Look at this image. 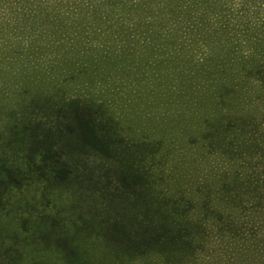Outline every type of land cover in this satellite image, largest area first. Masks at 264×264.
Instances as JSON below:
<instances>
[{"label": "rangeland", "instance_id": "rangeland-1", "mask_svg": "<svg viewBox=\"0 0 264 264\" xmlns=\"http://www.w3.org/2000/svg\"><path fill=\"white\" fill-rule=\"evenodd\" d=\"M234 4L241 7L243 0ZM249 4L252 11L260 7L264 16V5ZM91 43L117 48L126 43L127 47L125 52L103 54L91 50ZM179 43L183 42L174 34L162 40L153 35L145 41L104 35L94 41H66L58 49L43 47L42 53L27 47L19 55L13 49L23 44H0V170L29 174L25 186H14L0 201V244L12 248H7L2 261H12V256L19 264H69L68 252L67 258L80 264V260L87 264H164L156 253L130 257L113 249L101 234L103 224L121 223L133 233L137 221L146 211L154 213L163 199L219 202L222 175L240 166L226 151V115H253L255 121L263 118L264 98L258 97L263 88L240 67L231 65L232 51L227 47L211 45L209 57L201 59L200 49L193 52L189 42ZM217 64H224L225 72ZM74 98L103 103L112 118L109 126L121 153L118 157L79 149L77 123L63 113L65 108L75 113L68 107ZM75 126L73 133L70 128ZM30 132L46 141L28 155ZM22 135L26 137L23 141ZM9 139L11 148L5 145ZM43 149L49 154L42 163L45 171L38 168ZM54 153L58 167L63 168L64 182H59L64 179L60 176L47 175ZM125 163L147 176L148 185H139L147 194H124L129 188L122 180ZM196 210L191 217L197 216ZM251 216L256 214L248 213L244 220ZM41 234V243L31 238ZM56 237L62 239L61 249L46 245ZM225 245L219 243L218 260L201 254L197 264H240L228 260L222 249Z\"/></svg>", "mask_w": 264, "mask_h": 264}, {"label": "trees", "instance_id": "trees-1", "mask_svg": "<svg viewBox=\"0 0 264 264\" xmlns=\"http://www.w3.org/2000/svg\"><path fill=\"white\" fill-rule=\"evenodd\" d=\"M252 2L264 5V0L259 3L243 0V5L238 8H235V0H0V44H23L13 49L19 55L24 54L27 47L33 53H42L43 47L58 49L64 42L78 38L94 41L109 35L121 41L131 38L145 41L153 35L162 40L163 36L174 34L183 42L179 44L189 42L191 51L200 49L196 54L201 59L209 57L208 52L213 50L211 45L227 47L232 51L231 65L240 67L245 75L260 85L263 95L261 93L258 97L264 98V16L258 10L260 7L251 10L249 3ZM126 47V43L118 48L114 44L97 46L91 43V50L103 54H108L107 51L118 54L120 49L125 52ZM224 66L217 64L215 67L225 72L223 70L227 67ZM79 101L74 98L68 104L75 113L63 109L64 115H72L77 123L79 132L76 138L82 147L79 149L118 157L117 140L112 139L109 126L112 118L103 103ZM226 116L223 126L225 138H229L226 151L231 152L240 166L231 174L225 171L222 175L223 181L217 190L219 202L214 203L211 198L202 204L185 198L163 199L154 213L146 211L137 221L133 233L121 223L105 222L101 234L113 249H121L130 257H148L156 253L164 259V264H197L202 255L206 258L215 256L214 260H218L219 243L223 242L226 245L222 249H226L224 253L228 260L240 264H264V219L261 217L264 213V117L255 121L253 115ZM76 126L70 128L73 133ZM26 137L22 135L20 140ZM28 141L31 145L27 151L29 155L33 154L32 150H40L46 138L30 132ZM5 142L11 148V139ZM46 150L41 151V164L38 165L41 171H45L42 163L49 157ZM51 156H55V160L47 175L56 179L60 176L64 179L59 182H64L66 177L62 176L63 168L58 167L59 158L55 153ZM25 161H28L27 157ZM130 166L132 163H125V170H121L122 180L129 187L124 194L132 191L138 195L147 194V190L140 189L148 185L147 176L139 170L133 171ZM17 172L16 175L8 169L0 170V201L14 191V186L19 188L29 182L28 172ZM145 197L143 193L141 198ZM194 210L195 218L190 215ZM239 212L243 216L238 215ZM248 213L256 216L244 220ZM33 237L40 243L43 240L42 234ZM46 245L61 249L62 239L56 237ZM0 247V264H19L12 256V261L3 262L1 257L12 248H3L1 244ZM65 254L69 264H80L68 259V252Z\"/></svg>", "mask_w": 264, "mask_h": 264}]
</instances>
